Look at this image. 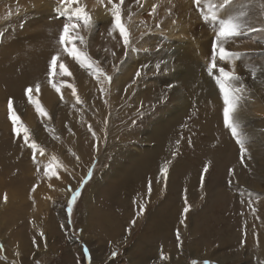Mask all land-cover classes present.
<instances>
[{
    "label": "rangeland",
    "instance_id": "1",
    "mask_svg": "<svg viewBox=\"0 0 264 264\" xmlns=\"http://www.w3.org/2000/svg\"><path fill=\"white\" fill-rule=\"evenodd\" d=\"M117 6L129 41L120 48L125 53L117 67L109 65L105 102L102 71L109 72L104 66L111 50L104 35L115 27ZM221 20L236 24L240 35L217 39ZM170 23L186 28V39L170 40ZM65 26L66 44L60 41ZM178 46L181 59L184 48L197 56L203 79L196 90L184 84ZM220 49L227 53L223 58ZM124 65L134 69L127 80L136 91L123 104L126 90L117 81L126 74ZM0 69V264H264L251 255L250 246H256L240 243L239 236L246 219L264 239V0H0ZM178 73L180 84L172 81ZM221 83L244 115L236 136L228 127V157L211 143H222L221 129L213 125L225 121ZM147 150L156 151L149 159L155 165L146 162L140 172L134 161ZM163 165L168 176L176 166L172 184L159 186L153 179L149 191L144 173ZM205 166L208 174L202 173ZM193 183L197 194L191 196L187 185ZM81 190L73 203L71 195ZM98 219L117 228L122 240L115 246L107 238L113 230L97 228ZM161 221L170 229L152 244L147 228L160 237ZM201 239L223 262L199 256Z\"/></svg>",
    "mask_w": 264,
    "mask_h": 264
},
{
    "label": "bare ground",
    "instance_id": "2",
    "mask_svg": "<svg viewBox=\"0 0 264 264\" xmlns=\"http://www.w3.org/2000/svg\"><path fill=\"white\" fill-rule=\"evenodd\" d=\"M163 1V0H162ZM184 1V0H183ZM183 3V2H182ZM187 4L189 3V1L188 2H186ZM190 4V3H189ZM59 5V4H58ZM54 6H56V5H54ZM187 6V5H186ZM60 7V6H59ZM97 7V6H96ZM185 7V6H184ZM107 8V7H106ZM108 10V9H107ZM184 10V9H183ZM99 11V10H98ZM97 11V12H98ZM185 11V10H184ZM101 12V11H100ZM191 12V11H190ZM193 12V11H192ZM183 14V13H182ZM181 14V15H182ZM186 14V13H185ZM192 14V13H191ZM190 14V15H191ZM184 16V15H183ZM189 23V22H188ZM192 23V22H191ZM197 23V22H196ZM166 35L168 36V38L171 40V39H179V40H182V39H186V35H188V33H187V30H186V28H184L183 26H178V25H174V24H171L170 23V26H169V30L166 32ZM104 37H105V39H104V42H105V46H106V49H110L111 50V53H109L110 55L109 56H107V64L104 66V69L105 70H109V72H106V71H102V73H104L105 75H104V83H103V87L106 89V90H104V95H105V97H106V100H105V102L107 101V95L109 94V91H108V87H106L107 85L105 84V77L106 76H108V75H110V72H112L111 70V68L109 67V65H114L115 67H117V64L119 63V60H120V53L122 54V53H125V47H123L122 49H120L121 47H122V45H123V37L120 35V33H119V29L116 27V23H115V27L113 28V29H110V30H107L106 31V34L104 35ZM54 44V43H53ZM50 45H52V44H50V41L48 40L47 41V44H45V46L46 47H49ZM220 45V44H219ZM45 46H43V47H45ZM45 47V48H46ZM181 52H182V47L181 46H178V48H177V52L176 53H178V54H176L175 55V57H177V59L179 60V61H181L183 64H184V66H185V68H186V70H187V75H186V78H185V80H184V84L187 86V87H189L190 89H194V90H196V89H198V88H200V81H199V79H203V76L201 75V74H199V75H197V70H199V68H201V66L199 65V63H197V58L195 59V57H197V56H192V54H190V52H189V50H186V48H184L183 49V52L185 53V59H181L180 58V54H181ZM195 54V53H194ZM201 56H202V52H201ZM200 56V57H201ZM138 57V56H137ZM136 58V57H135ZM201 59H202V57H201ZM135 60V59H134ZM172 60V59H171ZM195 60V61H194ZM40 61V60H39ZM64 65V64H63ZM130 65V63L128 62L127 63V66H129ZM34 66H35V64H34ZM126 65H124L122 68H121V72L123 73H126L125 74V76L123 77V78H118L119 80L117 81V83H120V86H119V89H122V88H124L125 90H126V92H124V95H125V97L126 98H124V100H123V104L124 103H126V99L127 98H129L130 97V91H132V92H134V91H136V89H135V87H133L134 85H132V84H130V81H128L127 79L128 78H133L132 77V73H131V70H129V68L127 67ZM65 67V66H64ZM67 67V66H66ZM69 67V66H68ZM112 67V66H111ZM124 68H125V70H124ZM47 69V68H46ZM61 69V68H60ZM1 70V69H0ZM35 70H36V67H35ZM68 70V72H67V76H71V77H77L76 76V72L74 71H72V69H67ZM134 70V69H133ZM132 70V71H133ZM174 70H176V68L174 67ZM2 72V71H1ZM36 72V71H35ZM82 75V74H81ZM179 75H180V73H178L177 74V76H175L174 78H173V80L172 81H175V82H177V83H179L180 84V82H181V80H180V77H179ZM206 75V74H205ZM78 78V77H77ZM107 79V78H106ZM206 79H208V76L206 75ZM134 80V79H133ZM138 81V79L135 81V82H137ZM26 82V81H25ZM208 82H209V79H208ZM116 83V84H117ZM235 83V82H234ZM116 86V85H115ZM142 86V85H141ZM23 87V86H22ZM102 87V86H101ZM116 87H118V86H116ZM133 87V90H130L131 88ZM143 87V86H142ZM112 88V87H111ZM97 88H95V90H96ZM100 89V88H99ZM97 92H99V91H97ZM100 93H101V95H103V93L102 92H99L97 95H100ZM177 94V93H176ZM176 96V95H175ZM96 97V96H95ZM114 97V95H111V98H113ZM143 97H144V95H143ZM74 98H75V96H74ZM143 99V98H142ZM179 99V98H178ZM149 100V99H148ZM21 101V100H20ZM114 102V101H113ZM185 102V101H184ZM116 103V102H115ZM102 104V103H101ZM100 104V105H101ZM103 104L104 105H106V103H104L103 102ZM214 104H217V103H214ZM95 105V104H94ZM116 104H114V106H115ZM225 107L226 106H224V107H222V109H220V112L224 115V109H225ZM97 108V110L98 111H102L101 110V108H98V107H96ZM179 109V108H178ZM182 110V109H181ZM241 108L239 107V106H236V104L234 105V110H233V112L232 113H230V118L232 119V123L234 124V125H236V127H237V125H239L242 121H243V119H244V115L241 113ZM117 113V112H116ZM178 113V112H177ZM220 113V114H221ZM175 116V115H174ZM18 117V116H17ZM246 117V116H245ZM24 118H27L28 120H29V118H28V115L27 114H25V117ZM219 118H222V117H219ZM224 119V118H223ZM246 119V118H245ZM225 120V119H224ZM174 121V120H173ZM218 121V120H217ZM214 123H218V125H219V127H220V129L221 130H218V131H220L219 133H222V135L220 134V136H221V141H222V143H218V142H215V140H211V143H213L215 146H219V145H221V148H225L226 150L225 151H222V150H220V151H218L219 153H220V155H223L224 154V156L225 155H227V157H228V154H227V150H229V136H230V133H229V129H228V124L225 122V121H223V120H221L220 122H213V125H214ZM183 125H185V124H183ZM217 127V126H216ZM204 129V128H203ZM206 129V128H205ZM231 130V129H230ZM160 131V130H159ZM155 133V132H154ZM164 134V133H163ZM161 135V134H160ZM224 135V136H223ZM165 136H166V134H165ZM165 136H160L159 138H156V140L158 141V143L157 144H155V145H157V147H158V149L161 147V145H162V142H164V138L163 137H165ZM223 137V138H222ZM115 140V139H114ZM23 143V142H22ZM33 143V142H32ZM25 146V145H24ZM224 146V147H223ZM22 147V146H21ZM218 149V148H217ZM161 150H163V148L161 149ZM148 151V150H147ZM153 151V152H152ZM158 151V150H157ZM156 151L155 150H149L148 151V154H146V151H145V153L144 154H141V157L139 158V159H136L135 161L134 160H132V161H134L136 164L135 165H137V163L138 164H140L139 165V168H138V170L140 171V172H143L144 171V169H145V163L147 162L149 165H155V164H153V163H150V161H149V159H150V157H151V155H152V153H155ZM153 156V155H152ZM256 156H257V154H256ZM253 157V156H252ZM253 159V158H252ZM158 162V161H157ZM254 162V161H253ZM113 163V162H112ZM129 164H130V162H129ZM132 164V163H131ZM126 165V164H125ZM158 165V164H157ZM127 166V165H126ZM131 166V165H130ZM133 166V165H132ZM165 165H163V167L162 168H157V170L156 171H153V170H151V171H153V172H151L149 175L147 174V173H144V180H143V185H147V186H149V184H151L152 183V181H153V179L155 180V181H153V182H155L156 184L158 183V185L160 186V185H164V184H172L171 182H173V177L171 176V173L173 172V171H175L174 169L176 168V166H175V168H173V170L172 171H170L171 173L169 174V176H168V172H167V175H164V172H163V169L164 168H167V167H164ZM125 167V166H124ZM123 167V168H124ZM140 167H142L143 169H140ZM158 167V166H157ZM173 167V166H172ZM210 167V166H209ZM113 169V168H112ZM137 169V168H136ZM136 169L135 168H132L131 169V172H132V174L136 171ZM168 169V171H169V168H167ZM137 170V171H138ZM183 170H185V169H183ZM125 171H127V170H125ZM129 171V170H128ZM184 173V172H183ZM180 175H182V174H180ZM184 178H186L187 176H188V173H184L183 175H182ZM242 179V178H241ZM196 180V179H195ZM197 180H199V176H197ZM136 181V180H135ZM200 181V180H199ZM140 183V182H139ZM198 182H196V184H197ZM179 184V183H178ZM177 184V185H178ZM188 184V183H187ZM195 183H193V184H191V185H187V187H189V189H187V192H188V194H192L191 196H193V195H196L197 194V192L195 191L194 192V187H193V185H194ZM192 187H193V189H192ZM186 188V187H185ZM176 189V188H175ZM174 189V190H175ZM178 191V190H177ZM181 192V191H180ZM44 193H45V191H44ZM180 194V193H179ZM200 194V193H199ZM50 195V194H49ZM189 195V196H190ZM179 197V196H178ZM50 198V197H49ZM96 213H98V217H101V215L102 214H99V212H97V211H95ZM94 211H92V213H95ZM213 213V212H212ZM216 214V213H215ZM214 214V215H215ZM87 215L88 216H90V212L88 211V213H87ZM86 215V216H87ZM207 215V214H206ZM62 216V215H61ZM93 216V218H94V214L92 215ZM209 217V216H208ZM92 218V217H91ZM210 218V217H209ZM88 219V218H87ZM90 220V219H89ZM103 222H107V221H105V220H103V219H98V225L99 226H97V228H101V227H105V229H112L113 230V232L111 231L110 233H108V236H107V238H108V240L110 241V242H112V241H114L113 242V246H115L116 245V243H117V239H120V240H122V238H117L116 237V235H117V233H115V232H117V228L116 227H113V226H107V223H103ZM243 222H244V224H245V227H243L242 228V230L241 231H243L244 232V235H242L241 233L239 234V236L240 237H243V241H240V243H243L244 242V244H248L249 246L250 245H255L256 246V248H252L251 246H250V250H251V255L253 256V254H255V256H257V257H260L261 259H263L264 260V239H263V236L261 235V229L260 228H257V227H254V226H252L250 223L249 224H247V220L246 219H243ZM91 223V222H90ZM97 223V222H96ZM160 223V222H159ZM151 224V223H150ZM149 224V225H150ZM153 226V225H152ZM181 226V225H180ZM86 227V226H85ZM154 227V226H153ZM82 228V227H81ZM89 228V227H88ZM119 228V227H118ZM169 229H170V225H166L165 223H163V221H161V223H160V227H159V229H158V233H159V235H160V237H158V235H154V236H152L155 232H153V231H151L150 230V227L148 226V228H147V230L148 231H150V236H149V238L151 239V243L153 244V241L155 240V239H158L157 241H159V240H161L162 239V237L163 236H165L164 234L167 232V231H169ZM156 230V229H155ZM107 231H110V230H107ZM175 229L174 228H172L171 229V234H172V236H173V233H175ZM147 232V231H146ZM264 232V231H263ZM121 234V233H120ZM149 234V233H148ZM167 234V233H166ZM96 235V234H95ZM87 236V235H86ZM101 236H103V234L100 232L99 233V236L97 235V237H101ZM97 237L95 238V240L94 241H96L97 240ZM91 238V237H90ZM94 238V237H93ZM104 238V237H103ZM146 238V237H145ZM148 238V239H149ZM165 238V237H164ZM87 239V238H86ZM169 239V238H168ZM168 239H166L165 240V242L166 241H168ZM163 240V239H162ZM235 240V239H234ZM237 240V239H236ZM108 241V242H109ZM156 241V242H157ZM88 242H91V241H89L88 240ZM97 242V241H96ZM150 242V241H149ZM155 242V241H154ZM197 242V241H196ZM198 242H199V245H202L203 246V249L199 252V254L200 253H203V255H199V256H201V257H212L216 262H223V260H224V258L223 257H221L218 253H217V251H213V248L211 247V244L210 243H208L207 241H205V240H198ZM92 244H93V242H91ZM150 243V244H151ZM98 244V243H97ZM146 244V243H145ZM194 245H196V243L194 244ZM95 245L93 244V248H94V250H95V247H94ZM103 246V245H102ZM105 246V245H104ZM101 247V246H100ZM74 248V247H73ZM110 248V247H109ZM174 248V247H173ZM173 248H172V250H173ZM201 248V247H200ZM191 250H192V246H191V248H190ZM253 249V250H252ZM171 250V251H172ZM93 251V250H92ZM154 252V251H153ZM153 252H152V254H153ZM194 254V253H193ZM154 255V254H153ZM160 256H161V259L163 258V255H161L160 254ZM94 258H96L97 259V255H96V252L94 251V256H93ZM99 258V257H98ZM146 258V257H145ZM7 259V258H6ZM166 259V258H165ZM3 261V260H2ZM148 261H150V260H148ZM151 262V261H150ZM93 264H96V263H93Z\"/></svg>",
    "mask_w": 264,
    "mask_h": 264
},
{
    "label": "snow or ice",
    "instance_id": "3",
    "mask_svg": "<svg viewBox=\"0 0 264 264\" xmlns=\"http://www.w3.org/2000/svg\"><path fill=\"white\" fill-rule=\"evenodd\" d=\"M63 2L65 4H67L69 2H75V0H63ZM123 2H124V0H120L121 4H123ZM197 3H199V0H197ZM83 12H84V9L81 8L76 13L77 17H80ZM152 12H155V7H153ZM61 15H63V12H61ZM112 16H114V18H115L116 27L119 29V33L123 37L124 44L127 45L128 41H129V33L126 31L124 25L121 23L120 8L118 6L115 7V10L112 12ZM83 19H84L85 22H88L89 21V16L88 15H84ZM72 27H75V26L73 25ZM63 33H64V35H62L60 37V41H61V43H65L66 44L67 43L68 33H69V26H65L64 27ZM239 35H240V32H239L238 26L236 24L232 23L231 21H223V20L220 21V31H219L217 39H219V37H227V36L236 37V36H239ZM71 55L78 59V56H77L75 48L71 49ZM220 55L223 58L224 56L227 55V53L224 51V49H220ZM52 63L55 64L56 61L53 60ZM81 63H83V61H81ZM142 67H147V65H144ZM215 67H216V65H215V63H213V68H215ZM159 68H160V65L157 64L156 65V69L159 70ZM64 71H65V73L68 72L67 69H64ZM219 71H220L221 75L224 76L225 78H231L229 76V73L227 71H225L224 68H220ZM140 75H141V73L138 70L136 72V77L138 78ZM108 79L110 80L111 78L109 77ZM221 90L224 91V104L227 106L224 109L225 122L228 124V127L231 128L232 135L236 136L237 135V129H236L235 125L229 120L230 113H232L233 110H234L233 97H230L229 92L224 87L223 83H221ZM57 91H59V89H57ZM235 91L236 92H240L241 89L237 88ZM27 92L29 93V99H30L31 98L30 94L32 92V89L28 88ZM11 107H12V101L10 100L9 101V108H11ZM39 107L40 106L37 104V110H39ZM12 122H13V124H16V113L15 112H12ZM17 131H19V127L18 126H17ZM27 135H28L27 132H25L24 133V137H25V142L26 143H27ZM237 143L240 146L241 153L245 152L244 141L238 139ZM32 147L35 148V144H33ZM242 160H243V157H242ZM49 171H51V168H49ZM163 172H164V175H167L168 169L164 168ZM208 172H209V168L207 166L203 167L202 173L203 174H208ZM229 172L234 174V169H229ZM89 177H91V173H89ZM32 190L35 191V187H33ZM149 191H151V184H149ZM81 194H82V190L81 191H74L73 194L71 195L72 202L75 203L77 201V197L80 196ZM4 199L7 200V197L5 196ZM71 211H72V209L69 208V212H71ZM183 211H184L185 216H186V214L189 211V207L186 206L183 209ZM132 223L135 224L136 221L133 220ZM181 223H183V221H181ZM40 235L43 237L44 234L41 233ZM179 239H180V234L178 232L177 233V240H179ZM113 255H115V253H113Z\"/></svg>",
    "mask_w": 264,
    "mask_h": 264
}]
</instances>
